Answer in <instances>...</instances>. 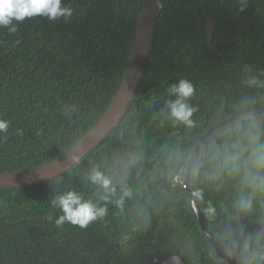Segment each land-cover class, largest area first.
Listing matches in <instances>:
<instances>
[{
  "label": "trees",
  "instance_id": "obj_1",
  "mask_svg": "<svg viewBox=\"0 0 264 264\" xmlns=\"http://www.w3.org/2000/svg\"><path fill=\"white\" fill-rule=\"evenodd\" d=\"M143 1L63 0L73 9L68 21L37 16L13 21L14 33L0 27V119L9 122L0 133V173L52 161L100 119L124 77ZM181 80L194 87L185 100L195 109L191 125L170 114L177 97L169 90ZM250 112H264V0H160L150 51L116 126L58 176L0 188V264H124L119 259L166 253L190 264H228L198 224L185 172L213 125ZM254 132L264 139V117L213 134L191 182L223 252L264 264V184L223 164L225 151L246 146ZM93 170L114 191L92 183ZM70 190L104 215L85 228L57 225L63 213L53 201ZM243 197L251 198L249 210L236 206Z\"/></svg>",
  "mask_w": 264,
  "mask_h": 264
},
{
  "label": "water",
  "instance_id": "obj_2",
  "mask_svg": "<svg viewBox=\"0 0 264 264\" xmlns=\"http://www.w3.org/2000/svg\"><path fill=\"white\" fill-rule=\"evenodd\" d=\"M159 5L160 0L143 1L130 58L121 85L115 96L113 97L111 103L109 104L103 115L100 117V119L95 123V125H93L70 149H68L66 152L53 159L52 161L22 171L0 173V188H16L20 186L33 185L58 176L59 174L75 166L88 152H90L101 142V140L108 134V132L112 128H114V126H116L118 120L123 116L128 103L132 99L138 81L140 79L147 54L150 51L155 18ZM212 29L213 23L211 20H209L206 26L208 44L211 43ZM263 117L264 112L262 114L258 112H250L226 118L213 125L200 138L198 144L195 146L189 158L185 172V192L191 203L198 224L200 225L206 238L214 248L216 255L222 260L226 261L228 264L244 263H240L230 259L218 246L213 235L209 232L206 226V217L198 209L194 191L192 188L191 175L193 172V165L196 164L201 150L213 134L227 126H231L242 121ZM151 259V264H190L187 260L179 256L177 253L161 254L155 257H151Z\"/></svg>",
  "mask_w": 264,
  "mask_h": 264
},
{
  "label": "clouds",
  "instance_id": "obj_3",
  "mask_svg": "<svg viewBox=\"0 0 264 264\" xmlns=\"http://www.w3.org/2000/svg\"><path fill=\"white\" fill-rule=\"evenodd\" d=\"M243 11V7L240 9ZM73 15L72 7L63 4V0H0V27H6L10 33L17 31V23L23 22L26 18L43 17L51 22L63 18L68 21ZM246 83L256 84L255 78H250ZM170 94L177 97L174 101H169L171 116L176 120L188 125L192 121L190 117L195 111L185 100L193 95L194 87L187 80H181L178 84L170 87ZM9 127L7 120L0 119V133H6ZM223 164L227 166L229 173H239L243 168L246 176L253 184H264V139L259 132L250 133L248 143L244 147H238L235 151H225ZM196 166L193 165V172ZM89 179L92 183L100 186L106 192L114 191L110 187L111 180L100 171L93 170ZM54 204L58 206L63 215L55 221L57 225L70 222L81 228L87 227L97 217L104 215V209L98 208L91 201L83 200L74 192L67 191L54 199ZM251 198L243 197L236 201V206L242 211L251 208ZM244 264H249L246 260Z\"/></svg>",
  "mask_w": 264,
  "mask_h": 264
},
{
  "label": "flooded vegetation",
  "instance_id": "obj_4",
  "mask_svg": "<svg viewBox=\"0 0 264 264\" xmlns=\"http://www.w3.org/2000/svg\"><path fill=\"white\" fill-rule=\"evenodd\" d=\"M73 256L75 255L73 254ZM74 259H75L74 257H71V258H68V261L73 263ZM119 261H122L124 264H151L152 263L151 257H149L147 260L144 258L142 259L136 258V259H128L127 261H125L124 259H119ZM61 264H63V262Z\"/></svg>",
  "mask_w": 264,
  "mask_h": 264
}]
</instances>
